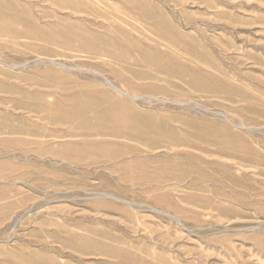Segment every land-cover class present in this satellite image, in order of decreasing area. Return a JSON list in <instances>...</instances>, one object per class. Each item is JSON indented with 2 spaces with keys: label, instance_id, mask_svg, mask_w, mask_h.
<instances>
[{
  "label": "rangeland",
  "instance_id": "obj_1",
  "mask_svg": "<svg viewBox=\"0 0 264 264\" xmlns=\"http://www.w3.org/2000/svg\"><path fill=\"white\" fill-rule=\"evenodd\" d=\"M0 264H264V0H0Z\"/></svg>",
  "mask_w": 264,
  "mask_h": 264
},
{
  "label": "bare ground",
  "instance_id": "obj_2",
  "mask_svg": "<svg viewBox=\"0 0 264 264\" xmlns=\"http://www.w3.org/2000/svg\"><path fill=\"white\" fill-rule=\"evenodd\" d=\"M82 109H84V108H82ZM80 116H82V114H80ZM77 117H79V116L75 115V117H74V119H73V120H76V119H78Z\"/></svg>",
  "mask_w": 264,
  "mask_h": 264
}]
</instances>
